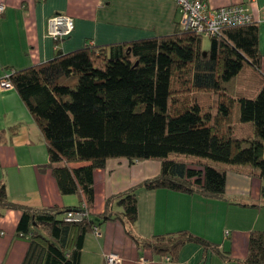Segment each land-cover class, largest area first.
<instances>
[{"label": "trees", "instance_id": "trees-1", "mask_svg": "<svg viewBox=\"0 0 264 264\" xmlns=\"http://www.w3.org/2000/svg\"><path fill=\"white\" fill-rule=\"evenodd\" d=\"M202 37L177 26L167 36L86 43L67 53L58 48L62 38L52 59L8 75L45 142L48 162L40 170H50L62 196L79 197L76 206L36 209L10 201L0 183V214L18 211L15 236L28 242L21 264H80L85 236L108 220L121 221L130 239L156 256L172 259L187 243L218 253L186 230L149 238L132 232L138 190L221 198L227 171L264 181L258 25L251 16L224 27L208 38L206 51ZM194 93L207 97L205 106ZM119 159L154 161L159 172L109 196L104 213L93 216L94 172ZM113 203L119 211H111ZM83 211L80 221H65L67 213ZM241 263L264 264V231L249 234Z\"/></svg>", "mask_w": 264, "mask_h": 264}, {"label": "crops", "instance_id": "crops-1", "mask_svg": "<svg viewBox=\"0 0 264 264\" xmlns=\"http://www.w3.org/2000/svg\"><path fill=\"white\" fill-rule=\"evenodd\" d=\"M205 3L210 8L245 7L258 25L260 71L264 75V0ZM0 4L4 5L0 13V80L54 57L55 43L46 30L52 16L65 15L74 23L71 33L58 44L62 53L86 43L106 45L171 35L180 17L171 0H0ZM47 162L45 142L24 104L14 89L0 88V183L5 185L10 201L36 209L79 203L77 195L59 193L49 169L40 170ZM78 165L81 164H69ZM158 172L159 164L154 161L130 165L123 159L108 160L105 168L93 175L95 198L91 214L101 215L109 196L155 177ZM136 200L137 220L132 228L135 236L149 238L186 230L215 244L218 253L187 243L172 259L156 256L137 246L121 221L108 220L85 236L80 264H105L109 253L117 254L121 264H242L249 234L264 231V221H260L264 216V181L248 173L227 171L221 198L156 189L138 190ZM111 211H119L115 203ZM19 216L12 210L0 214V264H21L27 251L28 242L15 236ZM236 219L239 225L231 224Z\"/></svg>", "mask_w": 264, "mask_h": 264}, {"label": "built area", "instance_id": "built-area-1", "mask_svg": "<svg viewBox=\"0 0 264 264\" xmlns=\"http://www.w3.org/2000/svg\"><path fill=\"white\" fill-rule=\"evenodd\" d=\"M179 12L178 26L184 31L209 38L217 35L220 29L228 26L242 25L250 21L251 15L243 5H230L218 8H210L205 0H171ZM4 11V5L0 4V13ZM73 20L65 15H55L47 20V35L54 41L65 38L73 30ZM8 75L0 80V88L9 90L12 88ZM86 212L67 213L65 221H80ZM105 264H121L117 254L105 255Z\"/></svg>", "mask_w": 264, "mask_h": 264}, {"label": "rangeland", "instance_id": "rangeland-1", "mask_svg": "<svg viewBox=\"0 0 264 264\" xmlns=\"http://www.w3.org/2000/svg\"><path fill=\"white\" fill-rule=\"evenodd\" d=\"M208 47H209V39L208 38H206V37H202V39H201V48H202V51H206L207 49H208ZM183 95H185V96H187L188 97V93H184ZM198 96V100L200 101V103L202 104V105H204V102H206L207 101V97L206 96H199L198 94H193L192 95V98L193 97H197ZM191 100V99H190ZM208 102V101H207ZM205 106V105H204ZM245 133H248L246 130H245ZM179 158H181L182 160H186L188 157H185V156H180ZM211 163H213V162H211ZM12 201V200H11ZM264 213V212H263ZM262 213V214H263ZM243 214H249V213H243ZM240 216V215H239ZM264 217V216H263ZM262 217V215H261V219H260V221H264V218ZM240 218H242V216L240 217ZM244 218H248V219H250V217L249 216H245ZM239 222V220H237L236 219V221H234L233 223H231V224H238V222ZM239 225V224H238Z\"/></svg>", "mask_w": 264, "mask_h": 264}, {"label": "water", "instance_id": "water-1", "mask_svg": "<svg viewBox=\"0 0 264 264\" xmlns=\"http://www.w3.org/2000/svg\"><path fill=\"white\" fill-rule=\"evenodd\" d=\"M95 221H98V219H95Z\"/></svg>", "mask_w": 264, "mask_h": 264}]
</instances>
